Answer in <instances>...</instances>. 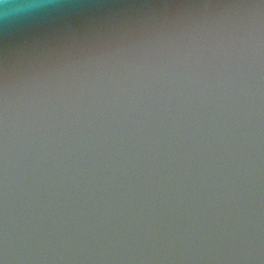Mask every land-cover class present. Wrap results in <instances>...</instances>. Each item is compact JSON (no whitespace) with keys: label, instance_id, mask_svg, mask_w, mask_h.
<instances>
[{"label":"water","instance_id":"95a60500","mask_svg":"<svg viewBox=\"0 0 264 264\" xmlns=\"http://www.w3.org/2000/svg\"><path fill=\"white\" fill-rule=\"evenodd\" d=\"M0 30V264H264V0H83Z\"/></svg>","mask_w":264,"mask_h":264},{"label":"clouds","instance_id":"9594fccd","mask_svg":"<svg viewBox=\"0 0 264 264\" xmlns=\"http://www.w3.org/2000/svg\"><path fill=\"white\" fill-rule=\"evenodd\" d=\"M97 6L83 0H0V30L7 33L17 24L53 13Z\"/></svg>","mask_w":264,"mask_h":264}]
</instances>
